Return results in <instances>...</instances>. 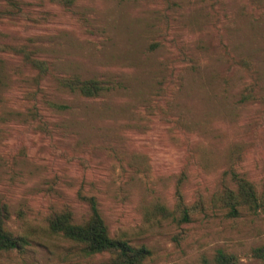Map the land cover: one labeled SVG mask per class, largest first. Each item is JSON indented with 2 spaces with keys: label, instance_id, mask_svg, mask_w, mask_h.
I'll return each instance as SVG.
<instances>
[{
  "label": "rangeland",
  "instance_id": "1",
  "mask_svg": "<svg viewBox=\"0 0 264 264\" xmlns=\"http://www.w3.org/2000/svg\"><path fill=\"white\" fill-rule=\"evenodd\" d=\"M19 1L30 15L0 17V45L23 46L50 72L36 81L0 49V200L5 227L27 238L0 264L103 260L46 228L51 210L82 222L80 195L94 196L110 236L150 250L143 264H213L216 249L264 264L250 253L264 244V212L227 217L212 204L229 168L257 191L262 181L264 0ZM56 75L113 87L82 97ZM181 174L184 202L203 206L177 224L154 206L173 209Z\"/></svg>",
  "mask_w": 264,
  "mask_h": 264
},
{
  "label": "trees",
  "instance_id": "2",
  "mask_svg": "<svg viewBox=\"0 0 264 264\" xmlns=\"http://www.w3.org/2000/svg\"><path fill=\"white\" fill-rule=\"evenodd\" d=\"M0 17L15 21L21 16H29L27 10H23L19 0H2ZM53 2L69 5L71 0H51ZM0 49L8 50L11 54L19 56L26 66L35 71L36 81H40L50 71L43 58L35 56L32 51L26 50L23 46L0 45ZM246 64V62H244ZM55 81L60 87L68 89L82 97H94L102 91L113 87L112 83L96 79H80L77 75L62 76L56 75ZM249 91L243 97L249 95ZM57 109H63V104H53ZM35 110L31 112L28 123L35 119ZM39 122V121H38ZM38 124V123H37ZM229 173L231 184L223 180L218 190L213 194L212 204L222 209L227 217H236L240 210L249 212H264V173L260 188L257 191L254 185L246 178L236 174L230 168ZM181 176L176 180L173 191L174 206L169 211L164 205L154 206L155 211L163 216L171 217L177 224L187 223L190 220L191 212L202 209V201L197 197L193 203L184 202L179 189ZM88 205V215L80 223L72 221L70 210H51L47 213L46 228L54 235L79 246L81 253L87 256H105L103 260L93 264H143V261L150 255V250L144 245H131L123 236L112 237L108 234L107 227L100 216L96 199L92 195H80ZM10 215L7 203L0 200V255L11 252H20L27 244V238L21 234H14L5 227ZM251 256L264 263V244L251 249ZM236 257L221 249H216L213 254V264H235Z\"/></svg>",
  "mask_w": 264,
  "mask_h": 264
}]
</instances>
